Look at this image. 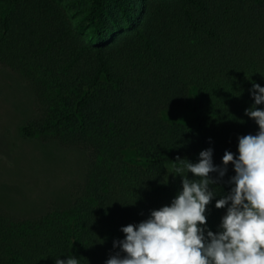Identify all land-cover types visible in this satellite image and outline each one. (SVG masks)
<instances>
[{
    "label": "trees",
    "instance_id": "16d2710c",
    "mask_svg": "<svg viewBox=\"0 0 264 264\" xmlns=\"http://www.w3.org/2000/svg\"><path fill=\"white\" fill-rule=\"evenodd\" d=\"M0 3V69L29 84L38 112L24 134L55 137L86 160L66 201L16 214L0 204V264L125 256L114 247L122 227L170 206L182 191L180 160L198 163L208 149L226 172L209 173L214 195L201 227L205 237L221 231L231 202L216 201L236 175L222 157L238 158L239 138L259 131L245 110L253 84L264 87V0H88L77 22L61 0ZM194 90L196 126L163 115Z\"/></svg>",
    "mask_w": 264,
    "mask_h": 264
},
{
    "label": "clouds",
    "instance_id": "9594fccd",
    "mask_svg": "<svg viewBox=\"0 0 264 264\" xmlns=\"http://www.w3.org/2000/svg\"><path fill=\"white\" fill-rule=\"evenodd\" d=\"M255 104L246 109V115L259 126L257 134L239 138L238 158L230 151L222 157L226 166L234 164L231 193L216 201L217 208H227L222 218L221 231H207L206 206L214 191L209 173L219 171L222 177L226 168L212 163V150L200 152L198 163L184 162L182 191L171 205L151 212L150 218L138 225L122 227L126 238L114 242L126 253L111 256L106 264H264V110L255 107L264 103V87L254 83L250 90ZM186 170V171H185ZM190 171L199 179L190 180ZM55 264H78L73 256L60 259Z\"/></svg>",
    "mask_w": 264,
    "mask_h": 264
},
{
    "label": "rangeland",
    "instance_id": "374dc122",
    "mask_svg": "<svg viewBox=\"0 0 264 264\" xmlns=\"http://www.w3.org/2000/svg\"><path fill=\"white\" fill-rule=\"evenodd\" d=\"M88 0L71 3L61 0L75 22ZM6 4L0 3V13ZM85 26L83 34L90 36ZM35 97L29 84L10 69H0V204L9 212L40 211L50 201L68 199L69 184H75L85 173L82 150L61 144L58 139L38 132L28 137L23 126L37 117ZM197 91L182 106L167 109L163 115L189 126H196ZM15 176H18L15 180ZM14 177V178H12ZM19 180L20 182H18Z\"/></svg>",
    "mask_w": 264,
    "mask_h": 264
}]
</instances>
